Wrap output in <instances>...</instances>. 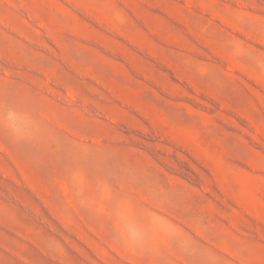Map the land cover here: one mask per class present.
<instances>
[{"label":"rangeland","instance_id":"1","mask_svg":"<svg viewBox=\"0 0 264 264\" xmlns=\"http://www.w3.org/2000/svg\"><path fill=\"white\" fill-rule=\"evenodd\" d=\"M0 264H264V0H0Z\"/></svg>","mask_w":264,"mask_h":264}]
</instances>
